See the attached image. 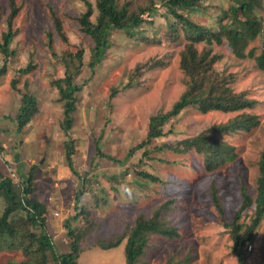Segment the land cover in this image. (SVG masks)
Segmentation results:
<instances>
[{"label": "rangeland", "instance_id": "1", "mask_svg": "<svg viewBox=\"0 0 264 264\" xmlns=\"http://www.w3.org/2000/svg\"><path fill=\"white\" fill-rule=\"evenodd\" d=\"M0 0V43L5 20L12 9L14 37L9 45L13 55L6 61L0 52V179L10 177L14 184L33 172L31 198L45 206V229L56 252L69 250L63 224L80 230L77 264H124L125 240L113 249L106 243L127 235L137 217H150L154 209L174 200L169 224L177 227L178 237L151 236L137 264H238L231 252L232 241L225 224H230L241 205L240 188L254 197L259 154L264 144V72L253 58L236 57L225 42L205 46L218 56L213 68L226 77L235 93L253 100L242 112L255 115L258 126L251 130L217 134L234 147L235 158L213 172L203 169L202 157L184 145L213 125L225 124L241 113H201L194 107L183 109L162 126V136L145 149L135 147L145 139L148 119L167 113L183 93L184 76L179 54L185 43L184 30L170 19L153 0L156 12L132 37L113 30L103 60L90 71L93 43L80 31L78 17L84 11L80 0ZM94 4V0H88ZM233 0H205L188 14L191 21L216 30L215 22ZM131 12L145 7L148 0H118ZM264 19V0L256 8ZM93 19V18H92ZM262 38L249 42V50L260 53ZM202 50L203 46H197ZM81 51L79 70L76 54ZM76 93V111L70 132L61 128L62 102L54 82L64 76V62ZM5 64V68L3 69ZM31 65L25 75L19 71ZM132 82L133 88L122 90ZM117 90L115 97L111 91ZM24 94L35 98L38 111L22 130L14 121ZM73 141V169L67 167L65 144ZM148 149V150H147ZM141 174L155 177L152 182ZM218 196L212 204L210 189ZM83 191L76 201V196ZM78 203V205H76ZM5 207L0 197V215ZM253 208V207H251ZM253 209L240 213L238 222L248 223ZM24 218L19 212L17 220ZM30 230L38 233L37 228ZM246 247L244 264H264V217ZM20 250H0V264L20 262ZM49 264L53 261L49 259Z\"/></svg>", "mask_w": 264, "mask_h": 264}, {"label": "trees", "instance_id": "2", "mask_svg": "<svg viewBox=\"0 0 264 264\" xmlns=\"http://www.w3.org/2000/svg\"><path fill=\"white\" fill-rule=\"evenodd\" d=\"M80 1L83 2L84 11L77 19L79 28L93 43L91 58L88 63L91 72L103 60L109 45L108 37L113 30L122 31L128 37H132L144 22V16L150 17L157 9L153 0H148L147 6L139 8L136 12H131L126 4L119 6L118 0H94V4L88 0ZM203 1L205 0H162L160 4L161 8L165 9L166 15L168 14L175 24H180L184 30L185 43L179 54V68L183 72L185 89L169 112L158 113L149 117L145 139L135 147V150L144 149L143 153L145 154V149L152 141L162 136L164 123L187 107H194L201 113L212 111L241 112L225 124L210 126L197 136L183 140L178 144L184 145L187 149L200 155L203 159L204 171L213 172L236 156L234 147L221 141L216 135L236 131L247 132L251 128L257 127L259 122L255 115L242 112L250 109L254 101L247 99L243 93L232 91L229 87V78L222 76L213 68L219 59L218 56L211 54L204 47L213 43L225 42L236 57L253 58L255 66L264 72V19L259 17L256 12L261 0H233V5H230L228 10H224L221 17L215 22L216 30H212L191 21L188 17V14L198 10ZM11 6L12 8L14 6L12 0ZM15 15L16 10L12 9L5 20L4 27L6 30L1 35L0 52L5 61L13 55L9 45L15 34L12 30V21ZM259 37L263 39L260 53L255 55L254 50H249L246 56L245 51L249 42ZM200 45L203 46L202 50L197 48ZM81 54V51L76 54L78 64L74 68L76 72L82 65ZM63 64L65 66L64 76L61 80L55 81L54 86L58 91L59 101L62 102L63 107L61 128L65 132H70L73 123L72 115L76 111V93L81 91L82 86L73 84L75 73L70 72L67 65L68 61ZM31 69V65H28L20 70L19 74L25 75ZM131 88H133L132 82L128 83L122 90ZM118 92L112 90L110 97H115ZM37 111L38 104L35 98L29 94H24L14 119L17 130L20 131L26 127ZM73 150V141L68 140L65 144L66 165L76 175L77 173L72 166ZM141 175L152 182L158 181L155 177L147 174ZM33 193L32 171L18 184H14L10 177L0 179V197L5 202V207L0 215V250L4 247L21 251L24 259L9 264H49V259L53 261V264H77L82 234L80 235V230L71 225L70 221H77L81 212L79 211L71 219L64 222L66 237L69 240V250L58 253L45 229V206L31 198ZM82 194L83 191L76 196L75 200L78 201ZM210 197L212 204L221 213L214 187L210 189ZM240 197V208L234 214L230 224H224L225 228L229 230L232 241L231 252L237 258L238 264H244L246 247L251 243L253 234L264 217V144L259 154L254 197L248 194L244 186L240 188ZM173 204L174 200H167L158 205L150 217H137L126 236L106 243L99 241V248L110 250L118 247L125 240L123 247L124 264H137L143 256L151 236L158 235L167 239L178 237L177 227L170 225L168 219ZM246 209H253L251 216L248 217L249 222L247 224L238 222L240 213ZM19 212L24 214L23 220H17ZM30 228H37L39 232L34 233Z\"/></svg>", "mask_w": 264, "mask_h": 264}, {"label": "built area", "instance_id": "3", "mask_svg": "<svg viewBox=\"0 0 264 264\" xmlns=\"http://www.w3.org/2000/svg\"><path fill=\"white\" fill-rule=\"evenodd\" d=\"M252 248L251 244L248 245L247 250L250 251Z\"/></svg>", "mask_w": 264, "mask_h": 264}]
</instances>
